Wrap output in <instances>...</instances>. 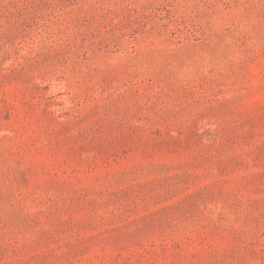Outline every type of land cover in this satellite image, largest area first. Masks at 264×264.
<instances>
[{
	"label": "rangeland",
	"instance_id": "1",
	"mask_svg": "<svg viewBox=\"0 0 264 264\" xmlns=\"http://www.w3.org/2000/svg\"><path fill=\"white\" fill-rule=\"evenodd\" d=\"M0 264H264V0H0Z\"/></svg>",
	"mask_w": 264,
	"mask_h": 264
}]
</instances>
